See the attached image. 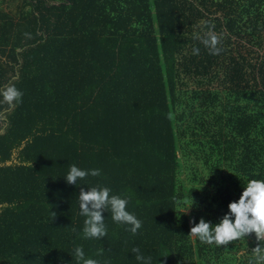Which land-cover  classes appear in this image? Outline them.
<instances>
[{
  "label": "trees",
  "instance_id": "trees-1",
  "mask_svg": "<svg viewBox=\"0 0 264 264\" xmlns=\"http://www.w3.org/2000/svg\"><path fill=\"white\" fill-rule=\"evenodd\" d=\"M22 1L17 14L0 9V90L23 92L19 105L0 96V264H76L75 246L100 264H139L133 248L152 264H194L189 218H177L195 192L179 182L185 159L211 162L221 151L231 165L213 175L206 214L197 208L193 226L201 217L219 223L249 180H264V16L256 6L264 0ZM210 29L219 55L198 39ZM214 84L234 94L219 113ZM189 85L212 118L181 130L177 107ZM70 164L101 175L67 184ZM210 170L222 172L217 162ZM98 184L128 198L126 210L142 222L136 234L104 211L107 235L83 238L80 188ZM242 238L248 264L259 242L255 233Z\"/></svg>",
  "mask_w": 264,
  "mask_h": 264
},
{
  "label": "clouds",
  "instance_id": "clouds-1",
  "mask_svg": "<svg viewBox=\"0 0 264 264\" xmlns=\"http://www.w3.org/2000/svg\"><path fill=\"white\" fill-rule=\"evenodd\" d=\"M198 39L209 49L211 55H219L223 51L222 48L217 47L220 38L211 29L204 37H198ZM199 52V48L193 47V55H199ZM0 96L3 97V103L9 106L19 105L22 103L23 92L14 84H9L0 90ZM89 175L99 176L101 170L81 169L76 164H70L64 179L67 184L75 185L78 180H82ZM87 189L85 191L81 187L78 196L80 214L86 217L83 238L100 240L107 235V228L102 215L104 211H111L114 222L129 225L130 227L126 230L131 231L133 234H136L142 227V222L133 213L126 210L127 197L122 198L120 195L111 194V188L99 184L87 187ZM173 201L178 206L182 203L176 197H173ZM228 208L229 213L225 214L223 219L214 226L201 218L198 224L191 227L189 236L198 238L201 243L208 245L215 243L217 246H222L255 233L259 243L252 250L248 264H264V246L260 244V241L264 239V180H249L245 184L238 202H231ZM52 216L54 218L55 213H52ZM233 216L234 222L231 218ZM103 252L104 250L100 249L97 251V255H102ZM132 252L135 253V259L139 264H152V257L150 255L145 256L139 248H133ZM73 256L76 264H100L96 259L87 258L82 246L74 247Z\"/></svg>",
  "mask_w": 264,
  "mask_h": 264
},
{
  "label": "rangeland",
  "instance_id": "rangeland-1",
  "mask_svg": "<svg viewBox=\"0 0 264 264\" xmlns=\"http://www.w3.org/2000/svg\"><path fill=\"white\" fill-rule=\"evenodd\" d=\"M22 3V0H0V9L9 10L11 14H17V10L21 8ZM256 6H259V8H261L262 16H264V4L256 1ZM202 23L203 22H201V24ZM261 53H264V50H262ZM192 88L197 89V87L194 85H189L181 88V101L178 103L177 107L179 113H183V119L180 120L181 123L179 126L181 130L188 129V126L195 128L196 124L193 122V118L199 117L200 119H203V117H206L208 119H211L212 110L214 111V113H219L220 109L222 108V104L225 101V96H227L231 100L234 98V94L220 92L223 89V87H221L220 85H211L209 87V90L211 92H219L221 95V99H219L215 103V106L212 110L210 108L206 112H203V106H200L198 97L192 94ZM254 91L257 92L258 88H255ZM187 135L188 133L186 132V136ZM220 153L221 151H217L216 157L211 162H206L202 157L200 159L197 158L196 160L185 159L184 161L183 172L180 173L178 177L179 182H182V184H184L185 190L188 191L189 188L193 187L195 189V192L190 193L189 200L185 201L179 206L177 218L178 220H183V216L189 218L188 220L190 221V229L191 227H193L191 215L193 212L197 211V208L198 210L203 211V215L206 214L205 209L207 208L210 196H212L213 192L215 191V185L211 184V182L213 183V175L217 177L218 174H222L219 177L221 179L223 175H226V173H229L231 171V165L222 158V155H220ZM214 162H217V164H219L222 172H214V174H212L213 171L210 170V165ZM191 199L193 201V204ZM204 220L205 222H209V220ZM189 233L190 231H188V235L187 237H185L189 238L187 242H189V246L192 249V251L190 252L191 255L189 254L188 256L190 258H193L194 264H202L204 263L202 261L205 259H201L198 256L195 238L189 236ZM203 245L206 247L204 253L206 252L207 257L209 258L207 261H209L208 263L210 264H243V262L245 261V257L243 256L245 242L243 238L232 241L228 245L217 246L215 243H213L212 245L203 243Z\"/></svg>",
  "mask_w": 264,
  "mask_h": 264
}]
</instances>
